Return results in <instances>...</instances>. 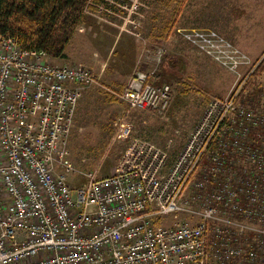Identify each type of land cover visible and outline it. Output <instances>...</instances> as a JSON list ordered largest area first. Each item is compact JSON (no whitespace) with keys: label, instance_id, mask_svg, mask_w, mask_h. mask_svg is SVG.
<instances>
[{"label":"built area","instance_id":"obj_1","mask_svg":"<svg viewBox=\"0 0 264 264\" xmlns=\"http://www.w3.org/2000/svg\"><path fill=\"white\" fill-rule=\"evenodd\" d=\"M181 34L223 67L250 61L215 29ZM149 76L135 72L120 96L166 111L171 85ZM95 80L0 35V264H264V115L244 125L236 90L213 98L171 162L136 139L113 174L73 186L74 108Z\"/></svg>","mask_w":264,"mask_h":264},{"label":"rangeland","instance_id":"obj_2","mask_svg":"<svg viewBox=\"0 0 264 264\" xmlns=\"http://www.w3.org/2000/svg\"><path fill=\"white\" fill-rule=\"evenodd\" d=\"M193 28L215 29L249 63L231 70L199 53L181 34ZM165 30L169 33L163 37ZM168 36L175 40L171 45L165 43ZM66 52L65 59L50 61L81 64L96 76L93 84L79 87L74 108L67 145L73 186L84 181L87 171L99 177L113 174L136 139L168 151L171 162L213 98H228L236 90L244 125L252 112L264 115V0H107L97 11H86ZM137 71L171 85L166 111L129 108L121 98Z\"/></svg>","mask_w":264,"mask_h":264},{"label":"trees","instance_id":"obj_3","mask_svg":"<svg viewBox=\"0 0 264 264\" xmlns=\"http://www.w3.org/2000/svg\"><path fill=\"white\" fill-rule=\"evenodd\" d=\"M106 4L107 0H0V35L15 38L24 48L43 51L51 59H65V49L86 11ZM156 78L149 76L152 82Z\"/></svg>","mask_w":264,"mask_h":264},{"label":"crops","instance_id":"obj_4","mask_svg":"<svg viewBox=\"0 0 264 264\" xmlns=\"http://www.w3.org/2000/svg\"><path fill=\"white\" fill-rule=\"evenodd\" d=\"M171 40H174V38L173 37H171V36H168L166 39H165V43H168V44H170L171 45V43H170V41ZM174 42H175V40H174ZM159 45V43L158 42H155V44H154V48L156 47V46H158ZM172 47V46H171ZM67 48V47H66ZM65 53H66V57H67V52H66V49H65ZM51 60H53L54 62H57L58 60H60V59H51ZM59 62V61H58Z\"/></svg>","mask_w":264,"mask_h":264}]
</instances>
